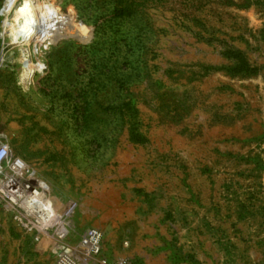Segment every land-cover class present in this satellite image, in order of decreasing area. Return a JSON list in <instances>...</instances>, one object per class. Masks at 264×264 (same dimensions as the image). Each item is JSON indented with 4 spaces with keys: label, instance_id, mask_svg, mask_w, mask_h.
Wrapping results in <instances>:
<instances>
[{
    "label": "rangeland",
    "instance_id": "obj_1",
    "mask_svg": "<svg viewBox=\"0 0 264 264\" xmlns=\"http://www.w3.org/2000/svg\"><path fill=\"white\" fill-rule=\"evenodd\" d=\"M25 5L58 33L32 45L23 76L0 17V141L51 183L55 205L78 207L131 165L193 166L243 216L245 264H264V0Z\"/></svg>",
    "mask_w": 264,
    "mask_h": 264
},
{
    "label": "crops",
    "instance_id": "obj_2",
    "mask_svg": "<svg viewBox=\"0 0 264 264\" xmlns=\"http://www.w3.org/2000/svg\"><path fill=\"white\" fill-rule=\"evenodd\" d=\"M210 174L176 164L160 171H139L131 165L114 176L108 189L80 200L65 244L79 264H93L95 258L83 248L81 238L87 229L96 228L103 235V254L112 262L245 264L252 260L246 243L255 240L243 229L241 213L236 223L218 200ZM67 201L58 200L57 208L63 210ZM3 214L0 264H56L57 247L51 237L35 240L32 232Z\"/></svg>",
    "mask_w": 264,
    "mask_h": 264
},
{
    "label": "built area",
    "instance_id": "obj_3",
    "mask_svg": "<svg viewBox=\"0 0 264 264\" xmlns=\"http://www.w3.org/2000/svg\"><path fill=\"white\" fill-rule=\"evenodd\" d=\"M53 193L51 183L37 176L23 159L13 155L8 143L0 141V210L9 214L24 231L32 232L35 240L44 233L50 235L58 244L56 264H79L77 256L65 244L71 233L76 204L61 210L54 203ZM81 245L95 258L93 264H127L125 261L112 262L103 254V235L99 229H87Z\"/></svg>",
    "mask_w": 264,
    "mask_h": 264
},
{
    "label": "bare ground",
    "instance_id": "obj_4",
    "mask_svg": "<svg viewBox=\"0 0 264 264\" xmlns=\"http://www.w3.org/2000/svg\"><path fill=\"white\" fill-rule=\"evenodd\" d=\"M0 17L5 36L12 45L19 48L20 58L26 63L23 76H31L33 69L27 62L32 52V45L42 36L52 37L57 34L56 24L51 21L47 11L38 15L31 8H26L25 0H11ZM67 31L71 35L76 34L73 29L69 28ZM48 211L51 213L50 209Z\"/></svg>",
    "mask_w": 264,
    "mask_h": 264
}]
</instances>
